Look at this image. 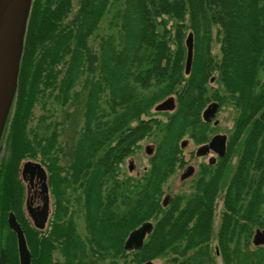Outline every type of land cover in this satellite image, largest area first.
I'll list each match as a JSON object with an SVG mask.
<instances>
[{"label":"trees","instance_id":"obj_1","mask_svg":"<svg viewBox=\"0 0 264 264\" xmlns=\"http://www.w3.org/2000/svg\"><path fill=\"white\" fill-rule=\"evenodd\" d=\"M75 1L74 13L73 0L31 2L0 140L7 144L0 159V232L13 211L31 264H143L167 256L166 264H214L213 203L225 187L216 251L223 264H264V246H251L254 231L264 230V0ZM186 32L193 36L188 76ZM214 42L219 57L211 53ZM169 96L175 110L165 121L144 120ZM80 97L82 116L73 110H80ZM48 99L62 107L59 118L47 110ZM210 102L236 113L226 156L206 167L208 179L196 183L195 193L175 194L163 207V184L182 166L178 142L187 134L202 142L213 131L200 119ZM36 107L41 114L31 128ZM65 125L78 131L71 152L57 143ZM150 136L156 150L148 168L138 178L123 174L137 142ZM232 155L237 162L229 167ZM26 157L48 163L54 210L44 237L22 212L16 171ZM147 221L154 224L142 248L125 251L128 234ZM12 242L2 246V264H17Z\"/></svg>","mask_w":264,"mask_h":264},{"label":"water","instance_id":"obj_2","mask_svg":"<svg viewBox=\"0 0 264 264\" xmlns=\"http://www.w3.org/2000/svg\"><path fill=\"white\" fill-rule=\"evenodd\" d=\"M32 0H0V139L9 115V111L15 96L17 77L19 72V63L23 48V39L26 29V23ZM186 49L184 75L190 73L193 56V36L189 33L184 41ZM213 81V79H211ZM174 99L169 97L155 106L156 112L172 111L174 109ZM216 103L209 104L204 110L202 117L205 121H211L217 112ZM215 124H217L215 122ZM185 143H182L184 146ZM209 150L214 151L218 156L225 154V136L217 135L212 138L210 143L197 152L198 155H205ZM151 149L146 148V153L150 154ZM37 173L42 180H45V173L37 163L27 162L23 165V175H29V181L32 182L34 173ZM190 172V170L188 171ZM186 173L181 179L186 178ZM46 190L44 186V191ZM48 200L40 212L36 215L31 214V219L37 230L44 228L48 218ZM164 206L166 200H164ZM7 225L15 234L17 252L19 255V264H30V256L26 241L12 213L8 215ZM152 225L150 223L142 224L140 227L131 231L124 241L125 251L139 250L146 236L150 233ZM252 245L259 247L264 245V231L256 230L252 239ZM144 264H152L146 262Z\"/></svg>","mask_w":264,"mask_h":264},{"label":"rangeland","instance_id":"obj_3","mask_svg":"<svg viewBox=\"0 0 264 264\" xmlns=\"http://www.w3.org/2000/svg\"><path fill=\"white\" fill-rule=\"evenodd\" d=\"M76 9H77L76 8V1L73 0V13H74V11H76ZM171 24H172L171 22L168 24L169 29H170ZM106 30H107V19L105 18L99 27L98 34L103 35L104 33H106ZM188 33L186 32V36ZM89 44H91V43H89ZM219 48H220V46L217 42H214L212 44L211 53L216 57H219V53H220ZM211 87L215 89V88H217V85L215 83H211ZM80 90H81V85L76 86L74 89V91L76 93H79ZM174 99H175V97H174ZM80 101H83L81 97H80L79 103H80ZM210 103H212V102H210ZM47 105H50L49 107H47V110H50V114H52L54 117L56 116V118H59L60 117L59 111H60V108H62V107H59L55 103V101H53V99H48ZM78 106H79L80 110L75 109V108L73 110H75V112L79 111L80 115L82 116L83 104L80 103V104H78ZM70 110H72V109H70ZM152 113H154L153 110H152ZM39 114H41V110H39V108L36 107L34 109L35 118L30 125L31 128L35 127L36 117H38ZM161 115L162 114L155 115L154 118H157L158 121H162L164 119V117ZM235 116H236L235 110L230 106H224L223 108L219 109L217 111V113L215 114V117L213 119V121L217 122V125L213 127V131L211 133H213V135H215V134H225V135L230 134V131H231L232 125H233V120H234ZM83 126H84V124L82 125V123L80 121L78 129H80L82 127L81 128V130H82L84 128ZM45 128L47 129L48 127L45 125ZM77 132L78 131H75V133H74L72 131L70 125H65L63 130H62L61 137L57 138V143L61 144L64 147V149L66 150V152H71L73 145L70 142L72 140V137H75ZM51 133H52L51 131H48V136L51 135ZM139 143H140L141 148L135 154H133L132 156L125 159V161L123 163V172L125 174L131 175L133 177L141 175L142 172L144 171V169L148 168V166H149L148 156L144 153L145 147L147 145L155 146V144L153 142V136L147 137L142 142H139ZM192 148H194V146L190 145V147H188L187 150L184 152V160L185 161H188V158H189L188 152ZM58 159L61 160L59 158V156H58ZM40 160L41 159H38V158H36V159L35 158H29V157L23 158L19 163V167H20V164L22 165L26 161L38 163V164H41L43 166V164H42L43 162H41ZM204 160H206V158L196 159L194 161L188 162V164H192L195 167L199 162L204 161ZM61 162L64 164L63 158H62ZM187 165H185V167ZM61 166L65 167V168L69 167L68 164L67 165H61ZM130 166L132 167L131 172L128 171V167H130ZM182 170H184V168H182L181 170H178L175 174H173L171 177H169L168 180L163 184L164 185L163 186V195L160 198L161 202H163V199H169L170 197H172L175 194H180V193L184 194L185 192H188V187H187L188 184L180 181V175L182 173ZM64 173H66V172H64ZM24 186L25 187L27 186V182H25ZM53 203H54V200H53ZM52 205L53 204L51 203V212L53 214L54 205H53V209H52ZM223 211H224V209L222 208V201L220 200V194H219L218 201L215 202V206H214V218H213L212 236H211V242H210V250H211V255L214 259V264H223L221 257L219 256L218 252L216 251V249H217V239H216L217 230L219 228L220 217H221V214L223 213ZM51 220H52V216L50 218V223H51ZM146 223H150L152 225V228H153L154 223L152 221H147V222H144L143 224H146ZM4 226H5V228L3 226H1V232H0L2 234V237H3V238L0 237L1 253H2V246L4 247V245H7V241H11V243L13 244V242H12L13 238L15 240V251H16V239H15L14 235L13 236L11 235V232L9 231V229L7 227V216L5 217V225ZM140 226H138V227H140ZM31 228H33V227L31 226ZM36 231H38V230H36ZM48 232H49V230H47L46 232H39L40 233L39 237H44L45 235L48 234ZM77 232L81 236L85 235L84 229H83V224H82V221L80 219L79 220L77 219ZM147 236H146V238H147ZM253 236H252V238H253ZM146 238H145V240H146ZM252 238H251V246L253 247ZM145 240H144V242H145ZM144 242H143V244H144ZM123 246H124V244H123ZM123 249H124V247H123ZM250 249H252V248L250 247ZM128 252L133 253L135 251L133 250V251H128ZM216 252H217V254H216ZM191 254H192V252L188 253V255H191ZM52 256H53V262H55V261L59 262L60 261V258H59L60 256L58 255L57 252H53ZM129 257H131V256H129ZM171 257L172 256H167L166 258L160 257V258L154 259L153 261H150V262H152V264H166V263H168L167 258H171ZM129 259L130 258H127L126 260H129ZM117 262H118V264H122L123 261H117ZM104 264H107V262H105Z\"/></svg>","mask_w":264,"mask_h":264},{"label":"flooded vegetation","instance_id":"obj_4","mask_svg":"<svg viewBox=\"0 0 264 264\" xmlns=\"http://www.w3.org/2000/svg\"><path fill=\"white\" fill-rule=\"evenodd\" d=\"M211 83H214V80L213 81L210 80L209 84L211 85ZM169 97H172L174 99V96H169ZM212 103H214V102H212ZM209 104H211V103H209ZM174 106H175V99H174ZM207 106H208V104L201 111L200 119H201V121L204 124L209 125L211 128H213L214 126L217 125V124H215L216 121H213L214 118H212L211 121H208L207 122L202 117V114H203V112H204V110L206 109ZM217 106H218L217 111L219 109H221V108L224 107V106H219L218 104H217ZM152 110H153L154 113H152ZM152 110H151V117H147V118L145 117L144 120H148V119H151V118L157 120V118H154V116L155 115H158V114H162L161 116L164 117V119L162 121H165V119H166L165 118V114H171V113H173L174 110H175V107H174V109L172 111L156 112L154 110V108ZM134 124L135 123H133L132 126H134ZM217 135H223V136H225V154H224V156L220 157V156H218L212 150H209L205 155H202V156L198 155L197 154L198 150L200 148L208 145L210 143V141L212 140V138L215 137V136H217ZM230 135L231 134H228V135H225V134H215V135H213V133H207L203 137L200 138V141H202V142H199L198 138H196L194 136V134H187V135H185L178 142V147H179V151H180V158H181V164H182V166H181V168H178L173 174H175L178 170H181L182 168H184V170H182V173L180 175V181L181 182H185L186 184H188L187 185L188 192H185V194L187 196H191L193 193H195V191H196L195 190L196 183L200 179H204V180H207L208 179V174H207V170L208 169H206V167L209 166L210 169H213L226 156L227 147H228V144H229V142L231 140L230 139ZM203 140H205V141H203ZM142 141H140V142H142ZM153 142H154L155 146L147 145L145 147V149H144V153L148 156V161L154 155L155 150H156V143H155L156 142V137L155 136H153ZM183 142L185 143L184 146H182V143ZM6 145L7 144L4 141L1 142V145H0V159H2L7 154L6 153ZM190 145H193L194 148H192L191 150H189V152H188L189 153L188 154L189 155L188 161H185L184 160V152L187 150L188 147H190ZM135 146H136V148H135L134 152L130 156H132L133 154H135L141 148L139 142H137V144ZM147 147H149L151 149L150 154H147L146 153V148ZM203 158H206V160L199 162L195 167L192 164H188V162H190V161H194L196 159H203ZM26 162H28V161H26ZM236 162H237V156L236 155L228 156V158L226 160V163H227V165H229V167L234 166L236 164ZM25 163H23L22 165L20 164V167L18 166L17 171H16L17 176H18L19 180L21 181V184H22V187H23V201H22V212H23V216L26 219V222L28 224H30L36 230V228H35V226L33 224V221H32V219H31L30 216H31V214L36 215L38 212L41 211V209L43 208V206L45 204V200L47 198V200H48V204H47L48 205V218H47V220L45 222L44 228L42 230H38L39 232H46L47 230H50L51 229V223H50V218L52 216L51 203L53 204V196H52V193H51V190H50V183H49V171H48V167H47L48 166V163L45 162L43 164L44 167L41 164H39L41 166V168L43 169L44 173H45V180H42V178L35 172L34 173V176H33L32 182L29 181V175L28 174L23 175V165ZM185 165H187V166L185 167ZM121 169H122V173L125 174L123 172V164L121 166ZM146 169L147 168H145L144 171ZM189 170H190V172H188ZM128 171L129 172L132 171V167L131 166L128 167ZM185 173H186L187 176H186V178L184 180H182L181 177ZM125 175H128V174H125ZM172 175H170L169 177H171ZM128 176H131V175H128ZM138 177H140V175L139 176H136L134 178H138ZM25 182H27V186L26 187L24 186ZM44 186L46 188L45 191H44ZM224 193H225V187H220V189L217 192V195L214 198L213 215H214L215 202L218 201L219 194H220V200L222 201V208H223V196H224ZM170 198L169 199H166L165 206L168 204V200H170ZM163 201H164V199H163ZM52 209H53V205H52ZM10 213H12L13 216L15 217V219H16V216L13 213V211H10L8 213V215ZM8 215H7V217H8ZM16 222L21 227V225L17 221V219H16ZM14 236H15V234H14ZM15 239H16V237H15ZM1 256H2V253H1V249H0V264H2ZM30 264H31V261H30Z\"/></svg>","mask_w":264,"mask_h":264},{"label":"bare ground","instance_id":"obj_5","mask_svg":"<svg viewBox=\"0 0 264 264\" xmlns=\"http://www.w3.org/2000/svg\"><path fill=\"white\" fill-rule=\"evenodd\" d=\"M7 227H8V225H7ZM8 229H9V227H8ZM9 231L12 232L10 229H9ZM27 249H28L29 256H30V261H31L32 254H31V252H30V250H29L28 247H27ZM15 261H16L17 264H19V255H18V252H17V246H16V257H15Z\"/></svg>","mask_w":264,"mask_h":264}]
</instances>
